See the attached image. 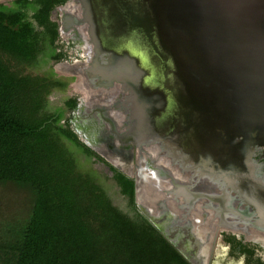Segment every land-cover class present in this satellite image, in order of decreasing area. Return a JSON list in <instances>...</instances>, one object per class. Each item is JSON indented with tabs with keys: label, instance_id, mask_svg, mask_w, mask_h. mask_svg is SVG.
I'll return each mask as SVG.
<instances>
[{
	"label": "water",
	"instance_id": "water-1",
	"mask_svg": "<svg viewBox=\"0 0 264 264\" xmlns=\"http://www.w3.org/2000/svg\"><path fill=\"white\" fill-rule=\"evenodd\" d=\"M75 1L94 67L98 53H106L99 64L104 73H96L100 84L121 89L116 128L105 121L112 130L103 137L113 135L119 153L129 145L140 148L134 184L145 201L137 208L162 228L160 209L175 182L201 189L179 160L170 163L161 139L147 137L153 135L147 130L151 119L163 116L178 123L180 133L188 131L185 157L197 159L206 173L245 172L255 152L264 153V0ZM98 108L93 105L90 116L103 113ZM145 137L154 140L146 152L135 144ZM176 241L172 247L188 264H207V246Z\"/></svg>",
	"mask_w": 264,
	"mask_h": 264
},
{
	"label": "trees",
	"instance_id": "trees-1",
	"mask_svg": "<svg viewBox=\"0 0 264 264\" xmlns=\"http://www.w3.org/2000/svg\"><path fill=\"white\" fill-rule=\"evenodd\" d=\"M63 1L35 0L39 9L31 16L25 11L0 6V51L27 61L34 58L45 36L50 38L53 46L57 32L55 24L49 21V13ZM16 3L24 5L28 0ZM35 26L44 32L36 34ZM58 59L54 57V60ZM41 83L16 76L0 62V186L17 188L28 203L25 217L17 221L11 219L5 225L6 229H0V264H122L120 255L115 254L117 246L129 250L123 264H188L156 232L164 246H151L155 240H150L149 233L134 230L116 216L102 196L90 193L92 200L89 202L103 213L102 218L106 220L102 227L105 225L110 230L105 233L112 246H105L104 251L100 248L102 242L100 245L99 242L106 234L102 237L93 234L81 202L82 186L89 184L92 177L86 174L84 181L81 180L83 184L77 183L80 175L77 176L76 167L62 149L64 153L61 150L60 153L65 156L62 159L58 153H38L40 144L47 146L54 136L51 128L45 131L43 122L37 125V120L26 114L37 111L41 105ZM50 86L65 88L66 84L54 81ZM38 98L39 104L36 105ZM26 99L29 107L24 105ZM75 106V100L65 103L69 110ZM60 131L87 155L98 160L74 133ZM112 171L121 194L132 201L133 182L114 169ZM240 247L243 252L244 247ZM109 251L113 259L108 257Z\"/></svg>",
	"mask_w": 264,
	"mask_h": 264
},
{
	"label": "rangeland",
	"instance_id": "rangeland-1",
	"mask_svg": "<svg viewBox=\"0 0 264 264\" xmlns=\"http://www.w3.org/2000/svg\"><path fill=\"white\" fill-rule=\"evenodd\" d=\"M16 2L17 0H0V4H2L8 10L25 11L29 14V16H31L36 11L33 6L23 8ZM61 13L62 11H55L51 14V21L57 25L58 31L60 30L61 25ZM42 31V29H39L35 26L36 34H41ZM60 32L61 31H59V33ZM65 39L66 37L63 38L59 36L53 46L50 43L48 37L43 39V41L41 39L36 55L34 58L27 61L13 56L7 52L0 51V62L3 63L11 73L15 74L16 76L33 79L34 81L38 80V83H41L43 79L45 80V83H41L43 87L40 92L41 105L39 109L31 113L30 111L26 113L33 119L37 120V125H40L43 122V128L45 131L51 128V132L54 135L52 137L51 143H49L47 146L40 144L38 153L39 155L41 152L44 155H46L48 152L50 154L58 153V157L62 159L64 155L62 156L61 153L65 152L66 156L72 160L74 166L76 167L77 176L80 175L79 182L77 183L81 184V180L84 181V178H86L85 175L90 174L92 181L89 184L82 186L83 194L81 202L84 217L88 220V224L91 227L94 235H99L102 237V234H106L110 232V230L105 225L102 227V225L106 223V220L102 218L103 213L101 214V211L95 206H92V204L89 202L92 200V195L90 193H95L96 195L102 196L109 208L116 213V216L121 218L126 224L131 225L134 230L140 231V233L146 235L149 233L151 235L150 240H155L153 245L151 243V246H164V243L156 235L157 231L146 221V218L139 213V209L136 207L134 198L131 201L121 194V189L117 182L113 179V174L110 172V170H108L107 166L99 162L94 157L87 155L81 147L64 137L60 131L61 129L71 131L76 135L80 143H82L87 148H90L86 137H84L76 129V124H79L78 114H76L77 111L74 113L72 110L66 109L65 103L69 100H75L77 104H80V100L84 99L85 101H83L87 106L91 105L92 102L98 103L99 101L103 102L104 100H110L109 104H111V102L114 103V101L118 99L121 93L119 91L121 90L119 86L104 90L97 88L98 86L91 89L88 87V85H83L91 96L90 98H86L84 93L77 89L76 85L81 82L87 84L85 80H95V78H90L89 76V79H86L85 76H83L84 74H74L77 71L72 72L69 70L72 67L80 66L82 64L87 66L89 59L82 57L80 48L75 43H73L72 40L68 38L67 40ZM54 51L64 55L61 57L62 60L58 62L51 61V55ZM54 81L65 83L66 87H51L50 83ZM28 104L29 100L26 99L24 101V105L29 107ZM35 104H39V98L37 99V102L35 101ZM116 118L119 119V116L116 115ZM122 119L123 117L121 115L120 120L122 121ZM92 141L94 140L92 139ZM95 145L100 146L98 148L99 150H102V147L107 150L104 144L96 143ZM60 150L62 151L61 153ZM90 150L95 155H97L98 158L100 157L108 163V159L105 158L102 152L99 153L98 150L92 148H90ZM137 156V152H132V158L128 159V163L132 165V167L131 165L129 166L131 169L133 168L134 163L137 161ZM20 192V190L12 186H0L1 230H3V227L6 229L5 225L10 223L9 221L11 219L17 221L28 214V210L26 208L28 204L27 198L24 196L21 197ZM150 227H152L154 231ZM107 236V234L104 235V238L102 237L100 242L98 241L99 245L102 242L100 248L103 251L106 249L105 246H112L107 242ZM221 240L222 238L220 237L217 243H220ZM223 242H227L225 238L223 239ZM117 248L118 250L115 252V254L120 255V259L122 258V261L120 262L123 264L127 259V252L129 250L124 248L121 249V247L118 246ZM107 253H109V255L107 254L108 257L111 258L110 251ZM254 257L255 258L253 259L264 260V248L260 249V252H257ZM116 258L117 257H115V261ZM253 259L252 257H248L246 254L240 253L232 246H214L213 260L215 261V264H254L255 260Z\"/></svg>",
	"mask_w": 264,
	"mask_h": 264
},
{
	"label": "flooded vegetation",
	"instance_id": "flooded-vegetation-1",
	"mask_svg": "<svg viewBox=\"0 0 264 264\" xmlns=\"http://www.w3.org/2000/svg\"><path fill=\"white\" fill-rule=\"evenodd\" d=\"M18 1V0H17ZM35 0H28V4L20 5L21 7H29L33 6L37 12L38 11V6L34 4ZM72 4L73 6H79L75 0H64L63 3L55 5L52 10L49 13V21L52 24H55L54 22L51 21V14L54 13L55 11H63L68 5ZM2 9H7L4 7L2 4H0ZM34 12V13H35ZM33 13V14H34ZM65 13H61V25H60V30L59 33L58 27L56 26V32H57V38L59 36L65 38V40L70 39L72 40L73 43H75L81 51L82 57L88 58L89 62L87 66H84L83 64L80 66H75L74 72L77 71L75 74L82 73L83 76H85L86 79H89L88 77L94 76L95 78V83H91L94 87L101 88L104 90H108L104 84H100V78L99 76L96 75V72L94 71V52L92 46L88 43V39L86 36V30L85 28H82L84 31L85 37H80L78 33H81V31H75L73 33L66 34L64 31L67 30L66 28V22H67V17L64 15ZM35 24V22H34ZM39 29H42L38 26H36ZM71 26H68V29H70ZM43 30V29H42ZM44 32V30L42 31ZM48 36H45L44 39H46ZM49 38V37H48ZM50 40V38H49ZM55 40V42H56ZM54 42V44H55ZM86 47L90 49V52L87 53ZM63 54L57 53L54 51L51 55V61L52 62H58L62 60ZM54 57H58L60 59L54 60ZM91 80V79H89ZM87 81V80H86ZM105 83V82H104ZM104 86V87H103ZM93 87V88H94ZM123 99L121 97H118L116 101L111 102L109 104L110 100H104L103 102H98V103H92L91 105L87 106L83 100H80V104H77L75 108L72 110L74 113L78 114V119H79V124H76V129L78 132H80L84 137H86L87 143L90 148L96 149L99 151V153H103L105 158L108 159V163L105 162L103 159L100 157L98 158L97 155L96 157L98 158V161L105 164L110 170L112 174L114 169L117 173H120L121 175H124L127 177L129 180H131L134 184L135 181H137V171L139 169L137 161L134 163L133 168L131 169L129 165H131L128 159L132 158V152H137L138 154V148L134 145H129L127 147L122 148L123 153H119L115 151V147L112 145L111 140L114 139V136L109 133L107 137H103L106 135V133L111 132L112 128L108 125L105 127V121H109L113 123L114 128L115 122H116V114L120 110H122L121 104L123 103ZM108 104V105H107ZM93 105H96V107L99 110V112H103L101 114L95 113L94 115L90 116L91 114V107ZM94 109V108H93ZM121 112V111H120ZM108 128V129H107ZM105 130V131H104ZM92 137V138H90ZM91 139V141H90ZM92 139L94 141H92ZM95 142V143H93ZM96 143H101L104 144L107 150L102 147V150H99L98 148L100 146H96ZM89 148V149H90ZM129 157V158H127ZM138 158V157H137ZM252 162L255 167H256V177L258 179L263 178L264 180V153L262 151L260 152H255V154L252 157ZM149 165V164H147ZM117 166L119 168H117ZM150 166V165H149ZM132 167V165H131ZM246 169V168H245ZM127 171V172H126ZM247 172V171H245ZM132 173V177L130 178L127 174ZM244 173V170H242V174ZM264 182V181H263ZM179 183V182H178ZM175 184L173 186L174 189H179V188H184V184ZM198 185V183L194 184ZM264 186V183L263 185ZM189 189V188H188ZM190 190L196 191L195 186L190 188ZM139 191V190H138ZM207 191V190H206ZM205 191V192H206ZM169 192V190H168ZM140 195H136V186L134 184V202L136 203V207L138 205V198ZM141 198V196H140ZM169 199V200H168ZM231 207L228 209V214L225 216V219L228 221V223L222 224L220 222V218L217 221V218L219 217V214L217 216L215 214H209L208 211L211 210L208 208V203L203 204V206L198 207V205L194 204V206H191L188 209H182L179 204L175 199L171 198V196L167 197L165 201H167L166 204L163 205V207L160 209L162 212V228H158L154 226V223L146 218L143 214V216L146 218V221L153 226V228L157 231V233L161 236V238L169 245V246H174L173 245V240H177L175 243H180L183 246H186L185 243H187L189 240H194L196 243L194 246H207L210 250V258L207 261V264H215V261L213 260V255H214V246H232L236 250H238L242 254L248 255V257H254V255L257 252H260V249L264 248V230L263 229H256L254 228L253 224L245 225V222H242L239 219L238 215H241L240 212L237 211L239 210L240 207H236L238 203L241 202L240 200H234L231 199ZM228 199V201H229ZM200 200V199H197ZM164 201V202H165ZM237 203V204H236ZM211 204V203H210ZM180 205V206H179ZM212 205V204H211ZM184 207V206H183ZM166 208V209H165ZM198 208V212L195 210ZM217 210L219 211L220 208L217 207ZM141 214V212L139 211ZM255 213V212H254ZM229 214H234L235 217L230 216ZM246 214V213H245ZM243 215V214H242ZM177 222V223H176ZM176 230H178L177 233V238H172L171 233H174ZM160 231V232H159ZM185 231H187L188 236L186 235ZM161 233V234H160ZM222 238L220 243H217L219 238ZM226 239L227 242H223V239ZM187 241V242H186ZM222 243V244H221ZM188 244V243H187ZM244 247L245 250H243L241 247ZM183 258V257H182ZM255 260L254 264H264V260L261 259H253Z\"/></svg>",
	"mask_w": 264,
	"mask_h": 264
},
{
	"label": "bare ground",
	"instance_id": "bare-ground-1",
	"mask_svg": "<svg viewBox=\"0 0 264 264\" xmlns=\"http://www.w3.org/2000/svg\"><path fill=\"white\" fill-rule=\"evenodd\" d=\"M62 13H65L64 15H66L67 17V22H66L67 30L64 31V33L69 34L77 30L79 32L81 31V33H78L79 35L81 34L80 35L81 38L85 37L84 31L82 29V28H85V25L80 24L79 6H76V5L73 6L72 4H70L62 11ZM68 26H71V28L68 29ZM101 48H103L102 44L99 50ZM86 50H87V53L90 52V49L87 47H86ZM98 55H99L100 61L99 60L97 61V65L96 67H94V71L96 73H104V69L102 67H99V64H101V61L103 62L102 59H104L103 57L106 56V53L101 51L100 53H98ZM105 68L107 69V67ZM69 71L74 72V68L72 67ZM110 76H113V75H111L110 72H108V74L104 77H106L109 80ZM90 78H93V76ZM88 81L85 80L87 84H84L81 82L82 84L78 83L76 85L77 89L83 92L86 98L88 97L90 98L91 96L89 95L88 90L86 91L83 85L85 86L88 85V87L92 89L94 86L91 85V83L94 84L96 82L94 79H91ZM114 84L117 85V83H114ZM87 102H90V101H87ZM149 119L147 120L146 123H148ZM151 120H152V122L150 121L151 126L147 130L151 131V134L153 135H150L149 133L147 137L152 136V137H156L154 139H161L159 143L168 147L169 152L167 151V153L172 155V156L170 155L171 157L168 159L170 163L174 161V159L179 160V163L181 164H178L177 166L183 167L188 177H191L192 175H196L192 183L196 184L200 182L198 186H199V189L201 190L193 191L185 187L179 188L177 190L176 189L169 190V192H172L171 198L179 202L180 205L182 204L181 206L179 205L182 209L184 208L188 209L191 206H194L195 203L198 205V207H201L203 206V204L208 203V208L211 209L208 211V213L209 214L213 213L216 216L217 214H219L217 221L220 218V222L222 224H225V223H228V221L225 219V216H227L226 214L229 213L228 209L231 207V204H230L231 200L229 198L234 199L235 201L240 200L241 205L240 203L238 204L236 203L237 208L241 206L239 210L237 209V211L240 212L241 215H238V213L236 214L237 216H239V219L242 222H245V225L254 223L253 224L254 228L264 230V186H262L264 183L263 182L264 180L263 178L258 179L256 177V172H255L256 167L254 165L252 166L248 165L246 167L247 172H244L243 174L234 173L233 175L231 172L229 173V176H226V175L222 176V174L217 175L218 173H213L212 171H207L206 173V171H204L203 166L201 167L199 166L197 159L195 158L188 159L185 157V153L189 155V153L185 149L187 147L185 146L186 145L185 141H187L186 139H188V135H190L188 131L185 134L180 133L179 131H177L179 124L169 119L165 120L163 116H160L159 120L157 119V117ZM162 132H164L165 134L163 133L161 135L160 133ZM198 135L199 133H197V136ZM147 137L141 140L144 142L143 144H139L140 143L139 141H136L135 143L137 144V146L145 145L146 148L144 147V149L146 150L144 152L151 150V147H148L147 143L154 141L153 139H149V138L147 139ZM178 182H175V184L184 183L180 181ZM139 195H140V191H139ZM141 198L139 196L138 201L140 202L142 200L145 201L144 198L142 200ZM197 199H200V200H197ZM217 207L220 208L219 211L217 210ZM195 211L198 212V208ZM229 215L232 217H235L234 214H229ZM158 224L159 226H162L160 223ZM174 231H175L174 233H171V236L172 238L176 239L178 230H174ZM185 233L188 236L187 231H185ZM191 242H194V240Z\"/></svg>",
	"mask_w": 264,
	"mask_h": 264
}]
</instances>
